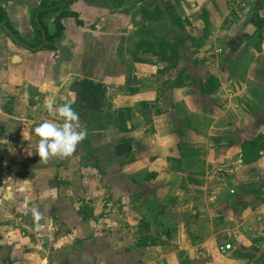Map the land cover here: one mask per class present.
<instances>
[{
	"label": "crops",
	"instance_id": "0c3cea01",
	"mask_svg": "<svg viewBox=\"0 0 264 264\" xmlns=\"http://www.w3.org/2000/svg\"><path fill=\"white\" fill-rule=\"evenodd\" d=\"M230 1L239 10H226ZM85 2L0 0L14 31L0 26V264H264V154L243 164L240 148L264 135V113L247 106L243 122L211 94L222 99L225 83L239 89V76L264 74L263 0H165L169 23L189 22L185 39H143L133 62L119 48L128 33H116L129 17ZM61 11L83 26L63 18L61 37L44 49ZM203 11L215 37H196ZM186 45L199 53L183 56ZM182 70L198 98L181 93L189 91L176 83ZM83 78L104 85L111 114L129 116L132 144L108 149L112 131H92L85 151L76 147L67 163L51 165V156L36 154L32 130L52 119L46 99L73 104V83ZM243 125L253 127L249 135ZM225 243L231 249L219 253Z\"/></svg>",
	"mask_w": 264,
	"mask_h": 264
},
{
	"label": "rangeland",
	"instance_id": "374dc122",
	"mask_svg": "<svg viewBox=\"0 0 264 264\" xmlns=\"http://www.w3.org/2000/svg\"><path fill=\"white\" fill-rule=\"evenodd\" d=\"M85 1H87V2H85V3H87V5H89L88 3H90L91 1H98L99 5H102V4L104 5L103 9L106 6H108V8H110V10L113 9V11L116 15H122L123 14V15H127L129 17V19L125 23L117 22L118 29L116 30V33H119L122 31L124 33H128V36H127L128 41H126V43L123 45V47L119 46V48L122 49V54H123V50L128 48L127 50L130 51L132 62L135 59H137V54H139V53L141 54V50H145L144 48H141V43H142L143 39L145 40V42L147 40H153V42L155 43L156 41L161 39L160 37L162 35H164L165 33L167 34V36H170V39H171L170 44H172L174 42L175 43L176 42L181 43L185 39L184 31H186V29H185L184 23H187V22H185L187 20L179 19L178 22H175L177 24H175L173 22H172V24L169 23V18L165 17V15L162 12V7H161V4L165 3V0H149V2H146L147 4L145 3V0H85ZM213 4H214V6H216L215 3H213ZM236 5L237 4H234L233 2L230 1L229 5H225L226 6L225 9L230 10L231 12H233L235 8H237V10H239V7H237ZM89 6H87V7H89ZM87 11H89V10L87 9ZM236 15H238V14H236ZM254 17L256 18L257 15L255 14ZM201 19H202L203 23L201 26V30L197 31L198 34L196 37H198V38L201 37L202 39H204L205 37L207 38L210 35L215 37L216 34L211 30V28H210L211 25L206 24V21H208V16L204 11L201 13ZM127 25L129 26L128 27L129 29L126 27ZM189 26H191V24ZM262 31H263V29H262ZM200 32H201V36H199ZM261 38L262 37H260V39ZM257 40H258V38H257ZM168 41L170 42V40H168ZM252 41L255 42V39H253ZM148 43L151 44L150 42H148ZM132 44L135 45V47H134L135 51L129 49V47ZM158 44H159V41H158ZM191 48H192V50H190L188 48V46L186 45L181 50L184 53L183 56H187V55H189V56L193 55L194 56V55H197L199 53V49H196L194 47H191ZM186 50L188 53H186ZM178 51H180L179 48H178ZM123 57L124 56H122V58ZM132 58H135V59H132ZM226 65L230 71L233 70L237 75H240V74L243 75V73H241L243 71L239 70V68L237 66H235V64H231V62L230 63L228 62ZM263 67H264V64H263ZM225 68H223V69H225ZM223 73H224V75H227V71H223ZM250 77H252V79L249 78L250 79L249 80V79H246L243 77L241 79V77L239 76V80H242V84H243V85H239L237 83L239 89H235L231 84L225 83L226 84V86L224 87L225 89L219 90V91H223L224 98H222V99H220L218 97L220 95V93H211L212 96H213V94H216V98L219 99L218 101H219L220 106L226 105V104L231 105V107L229 108L230 109L229 113L236 115L238 118L243 117V119H242L243 122L245 119L244 115L246 114V112H248L245 110V108L247 106L249 108L251 107V109H252L251 113L252 114H254L256 112V115L259 116V114H260L259 112L264 113V74H263L262 70L258 71L257 73L255 71V73L253 75H251ZM188 80H189L188 75L185 73V70H182V72H180L179 76L177 77L176 83L179 86H181L180 89L189 90V91H182L181 92L182 94H185V95L189 94L191 96L193 95V97H195V99H196V98H198L197 97L198 91H196V92L193 91L192 83L189 82ZM131 81L133 82V79ZM224 81H225V79H224ZM225 82H227V81H225ZM211 87H212V83H211ZM176 93H178V92L176 91ZM178 94H180V93H178ZM227 94L229 95V97L226 98ZM228 99H230V100H228ZM256 101L258 102L259 108L255 107ZM249 108H247V109H249ZM110 109H111V103L105 101L104 102V110L102 111L101 116L99 118V120L102 121L101 126L102 127L104 126V130H107V133L112 131V133H111L112 135L110 136V138L112 137V139H110L108 144H107L108 149L111 147L110 146L111 144H118V142L121 139H123L124 137H128L127 134L119 133V131L117 129V125L114 123V120H116L115 117L117 114H111L112 112ZM253 109H255V110H253ZM149 110H150V112L153 113L154 107L152 109L150 108ZM210 111L212 112L213 110L210 108ZM251 113L249 112V114H251ZM121 116H123L125 120H127V118L129 117L125 113L121 114ZM260 116L264 117V114H262ZM90 118L91 117H88L87 120H89ZM103 122H104V125H103ZM98 123H100V122H98ZM93 127L98 128L99 126L94 125V126H92V128ZM238 127H236V131L234 133H236V132L240 133ZM231 128L233 129V127H231ZM114 129H117V131L121 135V137L115 138V134H113ZM101 130H98V131H101ZM251 130H253V127L250 128L249 125L248 126L243 125V130L242 131L240 130V131H241V133L245 132L244 134L249 135ZM247 132H249V133H247ZM258 133L259 132H255L254 134H257L256 135L257 137L259 135L258 138L260 139V137H261L262 140L264 141V135L260 134V133L258 134ZM88 135H87L86 139H83L77 145V148L80 147L81 150L83 149L85 151L86 147L87 148L89 147V144H90L89 138L90 137ZM246 137H247V135H246ZM88 151H90V150H88ZM88 153H90V152L86 151V154L84 157L88 156ZM259 153H261V152H259ZM57 159H59V160L62 159L64 162V161L68 160L69 157H51L50 158L51 165L55 164V162L58 161ZM66 163H67V161H66ZM257 188H254L253 191H258L257 195H259L262 192H260V187H257ZM242 190H243L244 194H246V191H251V189H248V190L242 189ZM233 192H236V189ZM230 194L228 193V195H230ZM259 197H260V195H259ZM261 198L262 197H260V199ZM211 213L214 214V216H216V219H219V215L221 214V213L217 212V210H215V211L212 210ZM259 235H260L259 237H263V234H259ZM223 238L224 237L217 238L216 241L218 243L219 242H225L224 241L225 239H223ZM261 241L262 240H260V239L258 240L259 246L261 244ZM179 255H181V254H178V256Z\"/></svg>",
	"mask_w": 264,
	"mask_h": 264
},
{
	"label": "trees",
	"instance_id": "16d2710c",
	"mask_svg": "<svg viewBox=\"0 0 264 264\" xmlns=\"http://www.w3.org/2000/svg\"><path fill=\"white\" fill-rule=\"evenodd\" d=\"M264 2V0H263ZM59 7L51 8L47 7L44 13H53L59 10ZM43 14V12L41 13ZM65 17L74 18L75 23L77 26H83V23L78 19V15L74 12H66L61 11L58 16H56L53 20L54 25V32L52 34H48L46 32L45 36V45H43L44 49H50L53 40L59 39L63 32V26L61 25V20ZM260 26H264V18L258 19ZM0 23L7 27L9 30V35L14 36V31L8 26V20L6 14L4 13L3 9L0 8ZM208 25V21H206ZM40 34V31L37 30ZM41 42V39L40 41ZM258 52L260 49H257ZM73 92L75 93V102L71 104L74 111H76L79 115V121L84 125V130H86V136L84 139L87 138V135L90 134L92 131L104 130V126L102 127V121L99 120L101 113L104 109V94H105V87L102 83L91 81L88 79H80L75 80L73 83ZM91 115V116H90ZM88 117H91L87 120ZM116 120L114 123L117 125V129L119 133L129 134V129L126 127V120L121 115H116ZM100 122V123H98ZM99 126L95 128L92 126ZM104 125V122H103ZM259 137V136H258ZM255 137L254 139L244 141L241 143V161L243 164H251L256 162L263 154H264V141L260 137ZM259 139V140H258ZM118 144H126L131 146L132 138L131 137H124L121 139ZM263 151V152H262ZM261 152V153H259ZM132 158L129 156L127 163L131 162ZM121 165L123 162L120 163ZM87 208L83 209V212L86 211ZM80 213V212H79ZM84 220V217H83Z\"/></svg>",
	"mask_w": 264,
	"mask_h": 264
},
{
	"label": "clouds",
	"instance_id": "9594fccd",
	"mask_svg": "<svg viewBox=\"0 0 264 264\" xmlns=\"http://www.w3.org/2000/svg\"><path fill=\"white\" fill-rule=\"evenodd\" d=\"M72 102L54 106L52 98H47L45 106L51 120H44L32 131L38 140L36 154L47 160L51 157H69L77 145L85 138L86 130L79 129V115L71 106ZM37 219L40 214L35 213Z\"/></svg>",
	"mask_w": 264,
	"mask_h": 264
},
{
	"label": "built area",
	"instance_id": "2783aa9c",
	"mask_svg": "<svg viewBox=\"0 0 264 264\" xmlns=\"http://www.w3.org/2000/svg\"><path fill=\"white\" fill-rule=\"evenodd\" d=\"M232 245L230 243H225L222 246L218 247V252L219 253H225L231 249Z\"/></svg>",
	"mask_w": 264,
	"mask_h": 264
},
{
	"label": "water",
	"instance_id": "95a60500",
	"mask_svg": "<svg viewBox=\"0 0 264 264\" xmlns=\"http://www.w3.org/2000/svg\"><path fill=\"white\" fill-rule=\"evenodd\" d=\"M0 26L9 33V30L6 27H4L3 25H0Z\"/></svg>",
	"mask_w": 264,
	"mask_h": 264
}]
</instances>
